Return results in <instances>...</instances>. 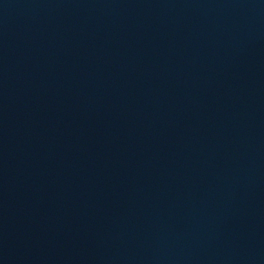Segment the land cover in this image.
<instances>
[{
  "label": "water",
  "instance_id": "1",
  "mask_svg": "<svg viewBox=\"0 0 264 264\" xmlns=\"http://www.w3.org/2000/svg\"><path fill=\"white\" fill-rule=\"evenodd\" d=\"M0 264H264V0H0Z\"/></svg>",
  "mask_w": 264,
  "mask_h": 264
}]
</instances>
